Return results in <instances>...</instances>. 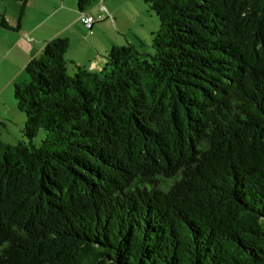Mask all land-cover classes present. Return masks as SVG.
I'll use <instances>...</instances> for the list:
<instances>
[{
  "label": "trees",
  "instance_id": "1",
  "mask_svg": "<svg viewBox=\"0 0 264 264\" xmlns=\"http://www.w3.org/2000/svg\"><path fill=\"white\" fill-rule=\"evenodd\" d=\"M11 1L17 31L29 0ZM144 1L153 53L70 73L57 36L14 84L0 264H264V0Z\"/></svg>",
  "mask_w": 264,
  "mask_h": 264
},
{
  "label": "crops",
  "instance_id": "2",
  "mask_svg": "<svg viewBox=\"0 0 264 264\" xmlns=\"http://www.w3.org/2000/svg\"><path fill=\"white\" fill-rule=\"evenodd\" d=\"M131 4L128 0H102L104 8L96 4L87 10L96 20L90 30L80 20L77 0H29L19 30H12L13 35L0 31V58L7 65L6 74L10 79L19 78L27 63L57 36L69 40L65 55L70 61L69 70L74 62L91 72H100L113 46L132 44L142 51L157 25L148 14L144 16L145 9H133ZM5 16L15 26L14 18L7 13ZM4 117L6 113L0 111V118Z\"/></svg>",
  "mask_w": 264,
  "mask_h": 264
},
{
  "label": "rangeland",
  "instance_id": "3",
  "mask_svg": "<svg viewBox=\"0 0 264 264\" xmlns=\"http://www.w3.org/2000/svg\"><path fill=\"white\" fill-rule=\"evenodd\" d=\"M128 2L129 3L132 2L131 6L133 7V9L146 10L144 16L147 17L148 14V16L152 17V19L154 20L155 25H157V27H155L154 32L159 28L160 21L158 16L155 14L153 10L149 8L148 4H146L144 0H128ZM11 3L14 2L11 0H0V15L7 13L9 16H12L14 18V22L16 24L15 12L12 11L14 9L9 8V4ZM0 31H5L4 33H7L9 35L14 34V31L12 30H8V31L0 30ZM152 39H153V35L151 40L145 43L143 47H141L143 48L142 52L153 53L154 49L152 46ZM6 67L7 65L2 64V60L0 58V111H2L3 114L6 113L7 116L4 117L5 119L0 118L1 138L4 142L15 144L18 141L25 139L23 136L22 129L25 125L26 115L23 111H21L18 108L17 101L14 97V84L27 80L28 75L24 71L19 78L10 79V77L6 74L7 71ZM69 72L73 73L72 70H69ZM43 136H44L43 131H40L37 137L33 140V143L38 146Z\"/></svg>",
  "mask_w": 264,
  "mask_h": 264
},
{
  "label": "built area",
  "instance_id": "4",
  "mask_svg": "<svg viewBox=\"0 0 264 264\" xmlns=\"http://www.w3.org/2000/svg\"><path fill=\"white\" fill-rule=\"evenodd\" d=\"M99 4L101 5V8H104L102 5V0L100 1ZM80 19H81L82 23L89 29L92 28V26L95 22L94 16L90 15L88 13H85V12L80 15Z\"/></svg>",
  "mask_w": 264,
  "mask_h": 264
}]
</instances>
